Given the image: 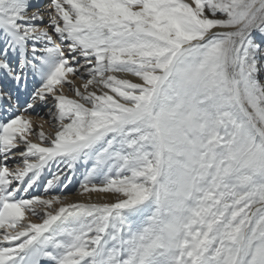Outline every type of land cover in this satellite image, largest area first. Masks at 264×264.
<instances>
[{
	"label": "snow or ice",
	"instance_id": "6c2138e0",
	"mask_svg": "<svg viewBox=\"0 0 264 264\" xmlns=\"http://www.w3.org/2000/svg\"><path fill=\"white\" fill-rule=\"evenodd\" d=\"M0 264H264V0H0Z\"/></svg>",
	"mask_w": 264,
	"mask_h": 264
},
{
	"label": "bare ground",
	"instance_id": "6f19581e",
	"mask_svg": "<svg viewBox=\"0 0 264 264\" xmlns=\"http://www.w3.org/2000/svg\"><path fill=\"white\" fill-rule=\"evenodd\" d=\"M47 128V126H45Z\"/></svg>",
	"mask_w": 264,
	"mask_h": 264
}]
</instances>
